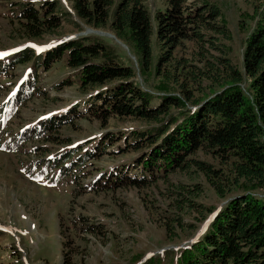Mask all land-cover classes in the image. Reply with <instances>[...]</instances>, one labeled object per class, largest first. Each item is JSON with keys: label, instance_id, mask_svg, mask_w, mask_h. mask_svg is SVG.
I'll return each instance as SVG.
<instances>
[{"label": "rangeland", "instance_id": "obj_1", "mask_svg": "<svg viewBox=\"0 0 264 264\" xmlns=\"http://www.w3.org/2000/svg\"><path fill=\"white\" fill-rule=\"evenodd\" d=\"M57 1L58 12L71 14L62 18L57 35L46 36L38 43H24L8 24L9 13L16 11L15 2L0 0V59L19 48L43 52L62 39L92 29L72 16L69 1ZM187 2L207 3L219 10V21L225 25L228 39L210 33L215 37L210 40L224 53L208 43L185 39L166 49L169 56L160 60L162 50L153 36L151 65L143 70L132 44L107 29L96 30L99 35H88L99 38L114 50L122 64L130 65L136 86L153 98L152 106L156 107L163 96L177 99L178 108H171L157 122L115 116L102 120L96 114L98 103L91 101L101 89L81 92L75 73L66 68L64 59L47 71H35L29 64L0 71V107L30 71L19 96L25 101L19 105L15 102L12 118L4 122L0 118V142H13L18 131L33 127L43 117L70 111L66 125L56 134V142L61 144L37 139L23 142L18 150H0V264H146L149 259L154 264H176L179 250L201 236L230 197L245 194L264 199V188L244 182L219 197L192 165L184 169H172L167 164L165 169L162 165L144 166L148 149L142 139L138 140L139 133H149L180 119L195 107L192 101L202 102L225 87L224 76L204 74L209 66L221 69L222 57L242 73L243 50L259 22L256 10L261 0ZM145 6L154 26L155 14L164 9V4L162 0H145ZM70 19L81 30L75 29ZM239 87L250 95L247 78ZM76 145L82 152L70 161L82 157V153L86 161L62 176L64 181L28 177L24 167L28 162L43 161L47 154ZM190 159L227 174L225 166L210 154L198 151ZM184 198L194 207L179 204Z\"/></svg>", "mask_w": 264, "mask_h": 264}, {"label": "trees", "instance_id": "obj_2", "mask_svg": "<svg viewBox=\"0 0 264 264\" xmlns=\"http://www.w3.org/2000/svg\"><path fill=\"white\" fill-rule=\"evenodd\" d=\"M13 1L16 11L9 13L8 24L19 41L24 43H38L46 36H56L62 18L71 16L69 12H58L57 0ZM67 1L71 4L72 16L84 26L94 30L107 29L116 38L132 44L143 70H148L151 65L153 36L162 50L160 60H166L169 56L166 49L181 40L208 43L212 49L224 53V49L210 40L215 38L210 33L222 40L228 39V31L219 21V10L207 3L162 0L164 9L156 12L153 26L145 0ZM256 12L259 22L246 41L242 73L235 70L229 59L222 57L219 60L221 69L209 66L204 74L224 76L225 87L214 91L202 102L192 101L195 107L180 119L171 120L166 126L149 133H139L138 140L142 139L148 149L144 153L146 168L161 165L163 168L165 164L172 169L195 166L219 197H224L228 189L240 182L264 188V0ZM70 22L75 29L81 30L74 20L70 19ZM61 59H64L66 68L75 73L81 92L101 89L91 101L98 103L96 114L102 120L115 116L157 122L171 108H178L179 102L171 96L160 97V103L152 106V97L136 86L130 65L122 64L110 46L93 36L67 40L39 54L29 47L20 49L0 64V71L26 64L35 71L39 68L47 71ZM245 78L249 80V96L239 87ZM26 84L24 81L16 97L4 104L5 111L1 116L5 120L13 117L15 102L19 105L21 100L25 101L19 96ZM69 114L70 111L42 120L38 126L24 128L13 142L11 140L10 146L0 145V148H17L23 142L37 139L61 144L56 142V134L60 127L66 125ZM198 151L219 160L227 174L206 163L188 161V157ZM75 153L76 149H71L47 154L37 164L52 172L56 169L61 176H66L73 168L85 164L84 153L70 161ZM45 175L40 170L38 176ZM183 203L190 209L194 207L186 198L179 204ZM174 222L178 221L174 219ZM88 228L93 230L92 226ZM175 263L264 264V199L245 194L230 197L212 216L201 236L190 246L179 250ZM146 264H154V260L149 259Z\"/></svg>", "mask_w": 264, "mask_h": 264}, {"label": "water", "instance_id": "obj_3", "mask_svg": "<svg viewBox=\"0 0 264 264\" xmlns=\"http://www.w3.org/2000/svg\"><path fill=\"white\" fill-rule=\"evenodd\" d=\"M89 34L99 35L100 33H99V31H96V30L87 29L84 33H79V34L76 35L75 37H68V38H66V39H62V40H60V41L63 42V41L70 40V39H76V38H78L79 36L84 37V36H87V35H89Z\"/></svg>", "mask_w": 264, "mask_h": 264}]
</instances>
